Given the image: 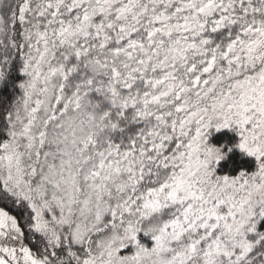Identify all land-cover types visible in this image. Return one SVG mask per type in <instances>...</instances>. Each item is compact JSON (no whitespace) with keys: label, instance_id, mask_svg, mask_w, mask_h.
<instances>
[{"label":"snow or ice","instance_id":"1","mask_svg":"<svg viewBox=\"0 0 264 264\" xmlns=\"http://www.w3.org/2000/svg\"><path fill=\"white\" fill-rule=\"evenodd\" d=\"M0 264H264V0H0Z\"/></svg>","mask_w":264,"mask_h":264}]
</instances>
